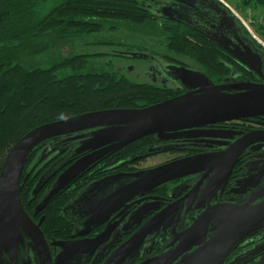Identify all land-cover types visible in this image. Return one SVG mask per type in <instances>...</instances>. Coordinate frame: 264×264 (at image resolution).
Instances as JSON below:
<instances>
[{
  "label": "water",
  "instance_id": "95a60500",
  "mask_svg": "<svg viewBox=\"0 0 264 264\" xmlns=\"http://www.w3.org/2000/svg\"><path fill=\"white\" fill-rule=\"evenodd\" d=\"M222 45L229 48L226 43ZM234 48L229 50L260 78V82L237 79L216 85L203 74L179 68L176 69L178 80L190 89L182 95L145 108L96 111L44 124L18 140L8 153L0 174V264L6 258L12 264H18L19 250L21 247L26 248V245L32 247L38 264L54 262L49 244L40 229L44 218L36 224L24 209L21 179L32 151L49 141L60 139L65 144H72L76 160L49 187L36 206L35 215L79 176L94 168L99 160L139 139L154 135L158 143L198 139L196 142L200 144L211 142V145L222 150L182 157L153 168L118 173L92 182L80 193L81 196H86L92 188L94 191L103 188L109 190L96 197L88 214L90 218L87 225L102 224L117 210L123 208L126 211L130 207L128 204L135 198L171 182L201 174L190 195L172 206L180 204L183 207L188 203V198L202 191L203 213L173 238L166 253L155 258L153 264H223L245 238L264 228V191L250 202L216 203L215 200L223 192L228 177L244 152L259 146L264 149V131L237 133L233 142H230L234 139L232 135L214 136L220 140L216 142L204 140L205 135L194 134L220 122L264 117V54L260 55L247 46L243 49L239 46ZM205 137L211 138L210 135ZM41 188L39 182L33 194L36 196ZM170 207L147 221L114 252L107 264L115 258L122 263L121 253L138 249L148 235L158 231L160 222L169 218ZM144 213V207L139 208L130 219L141 221ZM52 245L62 248L55 264L70 262L74 259L73 252L79 249V244L74 242H56Z\"/></svg>",
  "mask_w": 264,
  "mask_h": 264
},
{
  "label": "trees",
  "instance_id": "16d2710c",
  "mask_svg": "<svg viewBox=\"0 0 264 264\" xmlns=\"http://www.w3.org/2000/svg\"><path fill=\"white\" fill-rule=\"evenodd\" d=\"M143 1L0 0V174L11 148L36 127L90 112L145 108L175 96L137 82L106 61L111 57L120 60L122 57L112 50H132L138 38L165 40L166 30ZM241 5L244 10L257 9L264 7V0H242ZM255 29L264 36V26ZM208 62L215 64L213 71L220 66V62ZM217 71L224 76L223 69ZM253 78L248 80L253 82ZM156 143L154 135L146 136L105 156L100 163L108 172L136 170L134 165L158 154ZM71 145L61 139L49 141L28 157L21 198L31 217L72 158ZM86 174L35 217L38 221L44 217L41 230L47 237L69 236L70 222L63 208L78 192L105 175ZM39 182L42 189L35 196L33 191ZM72 186L76 187L69 191Z\"/></svg>",
  "mask_w": 264,
  "mask_h": 264
},
{
  "label": "flooded vegetation",
  "instance_id": "af4514ba",
  "mask_svg": "<svg viewBox=\"0 0 264 264\" xmlns=\"http://www.w3.org/2000/svg\"><path fill=\"white\" fill-rule=\"evenodd\" d=\"M142 3L153 15L152 17L157 19L158 24L166 30L167 35L165 34L163 42L157 37H149L151 39H146V41L138 38L137 44L132 50L130 48H123L122 51L112 50L113 54L122 57L115 64L113 63L117 70L126 73L129 77H134L137 82L148 84L169 95L175 94L174 97L190 91L178 80L176 69L179 68L203 74L216 85L223 84L225 81L250 79V77H254L253 82H260V78L240 62L229 49L235 50L234 46L243 49L247 46L260 55L264 53L246 35L239 20L223 3L218 0H144ZM222 43H226L229 48L227 49ZM131 54L139 56L133 57ZM208 61L220 62L217 69H223L224 76H221L217 69L213 71L216 66H212L215 64ZM255 131H264V117L220 122L195 131L194 134L210 135L211 138L204 136L203 139L216 142L220 141L215 138L218 135H232L234 139L230 142H233L237 138V133L247 134ZM196 141L195 139H182L156 143L158 146L156 152L158 154L167 151L176 152L173 154L175 158L168 161L171 162L182 157L222 150L216 145H211V142L200 144ZM262 154H264V149L260 146L244 152L228 177L223 192H220L215 199L216 203L250 202L263 193L264 159ZM258 155L261 156L257 157ZM103 159L99 160L94 168L86 171L85 176L105 174L106 176L100 178L103 179L118 173L138 171L136 169L118 172L111 169L108 172L109 169L105 170L104 164L100 163ZM75 160L73 152L72 158L64 164L63 168L68 167ZM201 176V174L188 176L137 197L128 204L130 207H127L126 211L123 208L117 210L108 217L106 222L91 226L87 223L93 203L97 196L106 193L109 189L105 191L103 188L100 191H94L92 188L88 190L86 196H81L80 193L90 183L63 208V214L70 222L71 233L69 236L58 238L48 234L47 237L43 233L49 244L51 257L54 259L53 264H55L56 257L62 253L61 247L52 245L56 242L79 244L78 251L73 252L74 259L64 264H107L114 252L124 245L147 221L171 205L168 211L169 218L160 222L158 231L148 235L138 249L127 251L125 254L121 253L122 263L117 258L110 263L153 264L155 258L166 253L173 238L185 231L193 220L203 213L202 191H199L197 196L188 198V203L183 207L180 204L177 207L172 206L190 195L189 193ZM123 182L119 181L118 183ZM72 187L69 191H73L76 186ZM113 187L115 188V186ZM142 207H144L145 215L141 221L131 220V216ZM38 214L33 216L36 217ZM35 217H31V219L38 224L39 221ZM18 256V264H38L36 255L29 245H26V248L21 247ZM117 261L119 262L117 263ZM262 262H264V228L245 238L226 257L223 264H259ZM3 264H12V262L6 258Z\"/></svg>",
  "mask_w": 264,
  "mask_h": 264
},
{
  "label": "rangeland",
  "instance_id": "374dc122",
  "mask_svg": "<svg viewBox=\"0 0 264 264\" xmlns=\"http://www.w3.org/2000/svg\"><path fill=\"white\" fill-rule=\"evenodd\" d=\"M224 3H226L229 7H227L232 14H237L240 16L244 21L247 23L249 26V32H253L259 40H261L264 43V36L261 34L257 33L255 27L257 26H264V7H258L257 9H246L244 10L242 8V0H222ZM221 1V2H222ZM242 21V20H241ZM252 35V34H251ZM257 40V39H256ZM259 44L263 47L262 43L259 42ZM264 48V47H263ZM109 51V49H95L94 52L97 51ZM107 62H112L115 64V62L119 61L118 59L114 58H108L106 60ZM121 64L120 62H118ZM131 77V76H130ZM134 79V77H131ZM135 80V79H134ZM176 152H164L158 155L150 156L146 158L145 160L139 162L138 164L134 165V168L137 170H142V169H148V168H153L156 166H159L161 164H164L173 158H175V155H173Z\"/></svg>",
  "mask_w": 264,
  "mask_h": 264
},
{
  "label": "built area",
  "instance_id": "2783aa9c",
  "mask_svg": "<svg viewBox=\"0 0 264 264\" xmlns=\"http://www.w3.org/2000/svg\"><path fill=\"white\" fill-rule=\"evenodd\" d=\"M220 2L222 1V0H219ZM221 3H223L226 7H229L226 3H224L223 1L221 2ZM241 23H242V25L248 30L249 29V26L247 25V23L244 21V19H242L240 16H238L236 13L235 14H233ZM242 20V21H241ZM249 31V30H248ZM250 33V32H249ZM251 34H252V37L259 43V42H261L262 43V45H263V47H264V43L261 41V40H259L258 39V37L253 33V32H251Z\"/></svg>",
  "mask_w": 264,
  "mask_h": 264
}]
</instances>
